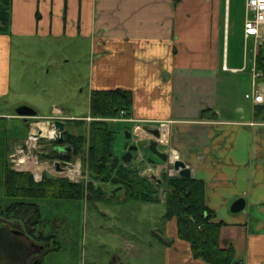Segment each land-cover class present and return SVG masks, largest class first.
Masks as SVG:
<instances>
[{"label":"crops","instance_id":"crops-1","mask_svg":"<svg viewBox=\"0 0 264 264\" xmlns=\"http://www.w3.org/2000/svg\"><path fill=\"white\" fill-rule=\"evenodd\" d=\"M10 2L9 31L0 33V100L13 92L14 38L84 39L90 55L88 100L91 90L119 88L132 94L129 117L169 120L167 131L163 135V128L157 138L158 148L168 151L171 159L183 160L191 169L190 177L203 182L205 204L214 213L213 221L221 223L220 247H231L235 261L264 264V102L254 103L245 96L254 89L251 69L256 67L264 25L257 40L245 39L242 27L241 64L236 38L230 54L224 0ZM257 85L264 94L263 75ZM55 109L63 114L69 110ZM14 113L0 107L4 120L0 122L7 123ZM53 113L52 109L38 115L59 118ZM139 149L131 161L139 164L145 156L147 172L154 168L157 175L160 170L167 172L168 161L156 155L151 159ZM155 173L148 179L156 184L160 201L143 203L164 206L160 189L166 183ZM240 198L243 208L233 211ZM165 221L169 238L157 235L171 264H210L194 257L190 243L178 237L175 217Z\"/></svg>","mask_w":264,"mask_h":264},{"label":"rangeland","instance_id":"rangeland-1","mask_svg":"<svg viewBox=\"0 0 264 264\" xmlns=\"http://www.w3.org/2000/svg\"><path fill=\"white\" fill-rule=\"evenodd\" d=\"M224 3L225 17L230 32V54L232 40L236 38L238 45L235 53L242 64L244 44L240 36L245 18V0H224ZM74 44L78 50L77 48L75 50V46L73 48ZM89 56L84 39L14 38L11 54L13 92L0 100L1 110L15 112L18 106L29 105L40 114H50L53 109V115L59 118L62 116V119L66 118L63 119L65 122L74 121V123L66 124L64 136L66 131L74 135L84 133L86 141L83 152L71 155L70 160H65L69 162V165L57 171L55 163L64 160L59 157L61 153L54 150L56 143L40 137H36L33 143L30 140L31 136L40 131L36 125L43 124L51 130L52 126L49 125V121L55 117L46 118L38 115L24 122L23 116L14 113L15 116L8 118L7 123L0 122V151L5 153L10 167L31 173L36 181L42 178H67L73 182L83 183L85 189H89L92 184L100 193L93 192L89 194L90 196L85 193L86 196L79 198V201L56 198L35 200L37 201L35 206L42 208L43 212L50 214L52 211L53 218L62 217L60 232L66 243L58 253L59 259H63L61 264H171L172 258L168 255L167 247L160 235H157L160 233L169 238L163 216V204L134 200L120 201L119 199L123 198L120 189L110 182L98 180L88 167L91 121L104 119L109 122L115 135L112 149L118 158L127 152L126 146L136 144L147 157L154 159L156 156L148 149L147 144L149 139L156 137L147 128H159L162 134L160 123H168L169 120H129L127 119L129 115H126L124 119H120L123 116L119 115L106 118L92 117L87 97ZM76 67L78 70L75 69ZM56 107H66L69 110L63 114L62 111H57ZM125 131L131 133L130 138L126 137ZM40 134L43 135L41 131ZM23 142L29 146L27 152L21 148ZM63 145L69 146L66 143ZM161 146L166 145L162 143ZM70 149L72 150L71 147ZM135 153V151L132 152V158H135ZM25 155L35 159L36 165L41 168L40 175L37 176L32 170L17 167L18 157ZM143 159L139 161V164L133 161L126 164L128 169L140 170V175L148 177L156 170L154 168L153 172H147L145 170L147 165L144 164L146 159ZM167 166L169 164H166ZM167 172L160 170V174L155 173V176L164 178L162 173H165L167 177H170L171 175ZM165 188L166 186H163L160 189L163 198L166 197L167 189ZM113 191L114 195L118 194V200H105L113 195ZM92 195H100L102 199L91 198ZM19 199L7 196L3 184L0 183V264H18L24 260L27 242L23 236L13 233L10 229V223L14 221L12 219L14 208L17 206V211L20 208L17 201ZM17 214L19 215L18 212ZM48 218L50 219L49 216ZM114 259L117 261L112 263Z\"/></svg>","mask_w":264,"mask_h":264},{"label":"trees","instance_id":"trees-1","mask_svg":"<svg viewBox=\"0 0 264 264\" xmlns=\"http://www.w3.org/2000/svg\"><path fill=\"white\" fill-rule=\"evenodd\" d=\"M10 1L0 0V33L9 31ZM256 68L264 76V37L257 47ZM131 105L132 94L130 91L119 88L90 91L89 107L92 117H116L121 111L128 115ZM261 110H264V106ZM71 121L68 123H74L73 120ZM89 131L91 142L89 143L88 167L98 180L110 182L120 188L123 191L122 201H160L156 184L148 177L140 175L139 171L128 169L127 165L121 163V158L114 155L112 147L115 135L109 122L104 119L101 121L95 119L90 122ZM85 141L84 133L74 135L66 131L64 142L72 150L69 153L61 152L60 159L70 160L71 155L81 154ZM0 171V183L3 184L5 194L9 197L20 198L17 200L18 207H20L18 213L22 216L28 212L35 214V210L39 209L38 206H35L37 202L35 200L56 198L79 201V198L86 196L85 193L89 195L98 192L92 184L89 189H85L83 183L73 182L67 178H42L40 181H36L31 173L10 167L5 153L2 151H0ZM164 180L167 189L164 218L165 220L176 218L177 235L180 239L190 243L193 256L210 264H232L235 262L233 249L231 247L222 248L219 245L221 223L213 221L214 213L205 204L203 182L192 177H167L166 175H164ZM102 197L104 199L103 195ZM91 198L100 199L101 197L92 195ZM116 199V195H111L109 199L105 200ZM57 233L60 234L59 231ZM54 237L58 241V249L54 252L58 254L63 249L66 240L61 237V234Z\"/></svg>","mask_w":264,"mask_h":264},{"label":"flooded vegetation","instance_id":"flooded-vegetation-1","mask_svg":"<svg viewBox=\"0 0 264 264\" xmlns=\"http://www.w3.org/2000/svg\"><path fill=\"white\" fill-rule=\"evenodd\" d=\"M68 122L65 123L67 124ZM64 140L54 145L55 151L60 153L65 152L64 150L62 151L63 147L67 146L63 145L65 143ZM16 208L13 211L12 219L14 221L10 223V229L13 233L23 236L27 242L25 245L24 260L18 264H61L63 259H59L58 254H56L57 252H54L58 249V241L54 236L61 234L62 224H60V219L62 220V217L53 218L51 216L52 211L50 214L49 212L45 213L42 208L37 209L38 212L35 210V214L28 212L22 216L21 214H17L18 211ZM58 231L60 234L57 233ZM116 261L114 259L112 263Z\"/></svg>","mask_w":264,"mask_h":264},{"label":"water","instance_id":"water-1","mask_svg":"<svg viewBox=\"0 0 264 264\" xmlns=\"http://www.w3.org/2000/svg\"><path fill=\"white\" fill-rule=\"evenodd\" d=\"M15 112L17 115L23 116L24 122H28L31 117L38 116V111L29 105H20L15 109ZM65 121L61 119H54L49 121V125L52 126V129L56 132L53 136H45L41 135L40 131L38 134L34 135L35 137L44 138L46 140H49L50 142L56 143V142H62L64 140V131H65ZM153 135L158 138L160 136V131L158 129L151 130ZM131 133L126 132V137L130 138ZM148 149L156 156H158L160 159L165 161L167 159V153L162 152L158 148V141L156 139H151L148 143ZM22 148L25 152H27L28 145L26 142H23ZM139 149L138 145L136 144H130L127 146V152L122 156V159L124 163H127L131 161L132 158V152L137 151ZM64 151L69 150V146H64ZM64 164H69L68 162H63ZM56 169L60 170L61 166L59 162H56ZM173 169L178 172V174L181 177L188 178L191 176V169L188 167L185 162L181 159H176L173 164ZM153 179H155L157 182H160V179L153 176ZM244 206V200L242 198L236 200V202L232 206L233 211H239Z\"/></svg>","mask_w":264,"mask_h":264},{"label":"built area","instance_id":"built-area-1","mask_svg":"<svg viewBox=\"0 0 264 264\" xmlns=\"http://www.w3.org/2000/svg\"><path fill=\"white\" fill-rule=\"evenodd\" d=\"M264 25V0H245V18L243 24V34L245 39L249 37H253L254 39H259L262 37L261 27ZM252 80L254 84V89L250 93H246V97H250L254 103H263L264 102V94L259 91L257 81L263 75L261 71H259L255 65L251 69ZM124 111L121 112V114ZM120 119H124L120 118ZM129 120H134L132 118H127ZM167 122H161L160 126L165 128L167 126ZM169 174L173 173L172 169H168ZM233 264H243L241 261H236Z\"/></svg>","mask_w":264,"mask_h":264},{"label":"bare ground","instance_id":"bare-ground-1","mask_svg":"<svg viewBox=\"0 0 264 264\" xmlns=\"http://www.w3.org/2000/svg\"><path fill=\"white\" fill-rule=\"evenodd\" d=\"M36 126H38L39 130L41 131V133L43 135L53 136L56 133L54 131V129L48 130L46 125L44 126L43 124H38ZM166 131H167V129L165 127L163 135L165 134ZM30 140L33 143L36 140V137L33 135V136H31ZM16 165H17L18 168L32 170L35 174H37V176L40 175V169H41L40 166L36 165L35 159L30 157V156H28V155L19 156L17 161H16Z\"/></svg>","mask_w":264,"mask_h":264}]
</instances>
